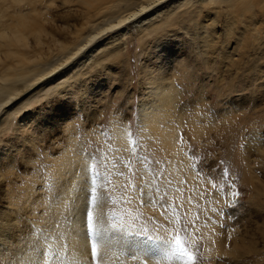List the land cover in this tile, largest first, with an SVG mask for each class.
I'll use <instances>...</instances> for the list:
<instances>
[{"label": "rangeland", "instance_id": "1", "mask_svg": "<svg viewBox=\"0 0 264 264\" xmlns=\"http://www.w3.org/2000/svg\"><path fill=\"white\" fill-rule=\"evenodd\" d=\"M31 1L34 6L22 12L43 30L42 69L60 62L61 45L72 47L78 35L87 40L107 20L102 10L107 2L94 9L88 0ZM197 1L161 0L147 10L164 9L148 20L139 24L134 18L96 35L4 108L0 209L11 206L14 193L24 194L19 187L31 186L39 201L30 205L34 217H19L26 237L40 231L33 223L42 210L35 205L63 194L69 180L53 174L55 160L76 151L87 165L76 181L92 189L86 204L99 196L105 227L115 236L130 231L165 242L170 249L164 264H184L174 252L177 236L191 264H264V2L240 12L234 0H204L209 9L201 11ZM21 8L15 6L16 15ZM174 9L171 17L179 13L183 20L166 27L161 19ZM190 14L202 19L200 28L212 25L202 51L195 48L200 39L188 36L194 25ZM148 23L164 31L155 37L146 31ZM34 35L27 38L33 51ZM87 51L89 58L82 59ZM159 78L180 93L170 119L159 125L175 127L177 142L170 150L162 149L160 136L149 134L139 117L141 106L153 105L155 96L148 101L146 96ZM114 126L125 131L122 149L115 145ZM210 236L217 237L213 244ZM119 257L115 264H144L129 254Z\"/></svg>", "mask_w": 264, "mask_h": 264}, {"label": "bare ground", "instance_id": "2", "mask_svg": "<svg viewBox=\"0 0 264 264\" xmlns=\"http://www.w3.org/2000/svg\"><path fill=\"white\" fill-rule=\"evenodd\" d=\"M159 1L161 0H96L100 5L93 7V0H88L86 5H90V8L94 9L104 6L102 4L107 2L105 6L108 9H102L107 16L105 20H107L101 27H94L92 31L94 33L89 35L86 38L87 40L83 41L81 35H78V40L72 47L61 45L58 48V55L62 56L63 60L61 59L56 65L42 69L41 58L43 57L40 51V36L43 30H39V23L34 16H29L30 14L26 15L22 12L24 9L34 6V3L31 0H26L27 4L23 0H0V115H7L6 111L2 115L4 108L12 104L20 94L33 87L35 83L50 77L59 66L72 59L96 35L115 27L126 25L127 22L134 18H139L140 24V21H145L153 14L158 13L162 7L159 10H154L155 13H150L147 9ZM84 2L82 3L84 4ZM199 2L203 8H199L198 11L207 8V3L205 4L204 0H199ZM233 2L235 4L234 7L238 11L244 12L252 10L263 3L264 0H234ZM111 4L112 6L110 7ZM16 5L22 7L21 15H16ZM174 11L176 9L165 14V17L161 19L167 25L166 27L182 22L183 19L179 16V13L178 16L171 17ZM196 16L199 18L200 13L196 14ZM187 20L194 25L191 35H188V32L186 33L193 42L200 39V44H197L195 48L202 51L204 42L210 37L209 28L212 25L200 28L202 19L196 21V18L191 14ZM154 23H148L144 27L146 31L148 29L150 33H154V36H157L164 31V28L157 30L154 27ZM32 33H35L34 40L37 47V50L34 49V51L29 49L30 47L27 43V38ZM93 48L95 47L93 46ZM20 50H22V53H20ZM29 53H34V56ZM89 53L87 51L81 58L87 60ZM102 58V61H107L106 57ZM160 62L161 60L159 59L156 64ZM62 77L63 75L59 79ZM158 80L149 84L151 88L146 96V101L155 96L153 105L149 107L141 106L139 117L141 124L149 134L160 136L162 149L170 150L177 142V136L174 134L175 127L172 123L165 125L163 129L159 125L161 123L165 124L166 118L170 119L169 117L174 111L180 93L174 86L166 89L163 86L164 78H159ZM180 120L181 116L178 115L177 122H180ZM3 125L4 123L0 122V126ZM112 133L115 145L122 149L125 143V131L114 126ZM54 166L57 168L53 174L57 178L64 177V174H67L66 179L68 180L69 177V180L67 185L61 190L64 192L63 194L60 195L59 193L57 198L52 199L49 203L41 200L42 203L40 202L39 206L35 205V208L40 207L42 210L36 219L37 222L33 223L34 226L36 225L40 229L37 232L38 234L34 233L35 238L32 235L29 238L26 237L28 229L26 230L25 227L21 229L24 224L19 220V217L23 216L29 221L30 219L27 217L36 213L34 207L32 208L30 205L33 200L36 202L39 200L33 197L34 194L29 184L24 185L23 188H18V190L23 189L24 194L14 193L12 199L9 200L11 206L6 205V209H0V264H94L93 261L96 263L101 262V264H115L120 258L119 255L126 256L128 254L132 255L134 259H139L144 264H164L166 262L170 247L165 242L155 240L149 242L148 238L145 237L143 240L134 236L130 231L118 232V236H115L113 234L115 232L111 230L112 228L105 227V219L107 217L102 210L103 205L99 201V196L96 197L95 203L92 202L93 204H89L90 207L87 206L86 202L88 199H86L85 194L92 189L88 188L85 183L77 182L75 176L79 169L83 173L87 168L80 154L76 151L75 154H64L55 160ZM2 171L3 169L0 166V179L3 177ZM20 199L22 202L19 206L18 202ZM23 203L25 204L23 205ZM45 213H47L46 216ZM45 217L48 220L47 223H45ZM39 224H43V226L40 227ZM47 231H49L48 235L46 234ZM210 238L212 244L217 239L216 236H210ZM22 241H24L22 246L17 248V245ZM102 255L105 259L107 257V262L104 261ZM101 256L103 259H101ZM128 257L130 258V256ZM173 260L177 261V257Z\"/></svg>", "mask_w": 264, "mask_h": 264}, {"label": "snow or ice", "instance_id": "3", "mask_svg": "<svg viewBox=\"0 0 264 264\" xmlns=\"http://www.w3.org/2000/svg\"><path fill=\"white\" fill-rule=\"evenodd\" d=\"M177 237L173 240V248H174L175 255L183 259L184 264H191V261L188 258L189 254L187 252V249L183 246L182 239L179 236Z\"/></svg>", "mask_w": 264, "mask_h": 264}]
</instances>
